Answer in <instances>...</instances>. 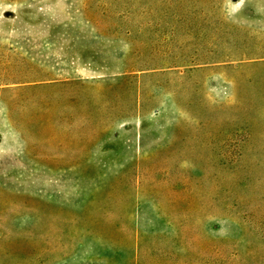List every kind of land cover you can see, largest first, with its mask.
<instances>
[{
    "label": "rangeland",
    "instance_id": "obj_1",
    "mask_svg": "<svg viewBox=\"0 0 264 264\" xmlns=\"http://www.w3.org/2000/svg\"><path fill=\"white\" fill-rule=\"evenodd\" d=\"M0 264H264V0H0Z\"/></svg>",
    "mask_w": 264,
    "mask_h": 264
}]
</instances>
